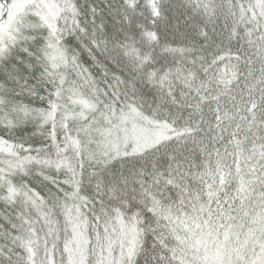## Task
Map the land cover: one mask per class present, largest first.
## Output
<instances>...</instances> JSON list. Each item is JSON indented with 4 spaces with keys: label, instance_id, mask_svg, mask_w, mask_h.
I'll return each mask as SVG.
<instances>
[{
    "label": "snow or ice",
    "instance_id": "6c2138e0",
    "mask_svg": "<svg viewBox=\"0 0 264 264\" xmlns=\"http://www.w3.org/2000/svg\"><path fill=\"white\" fill-rule=\"evenodd\" d=\"M0 264H264V0H0Z\"/></svg>",
    "mask_w": 264,
    "mask_h": 264
}]
</instances>
